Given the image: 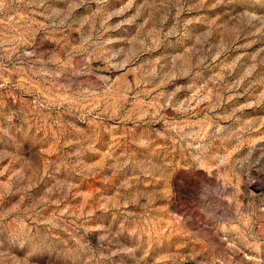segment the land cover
<instances>
[{
  "label": "rangeland",
  "instance_id": "374dc122",
  "mask_svg": "<svg viewBox=\"0 0 264 264\" xmlns=\"http://www.w3.org/2000/svg\"><path fill=\"white\" fill-rule=\"evenodd\" d=\"M0 264H264V0H0Z\"/></svg>",
  "mask_w": 264,
  "mask_h": 264
}]
</instances>
